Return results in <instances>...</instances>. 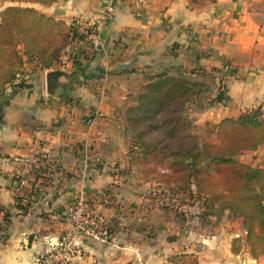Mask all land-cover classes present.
I'll return each mask as SVG.
<instances>
[{
  "label": "crops",
  "instance_id": "obj_1",
  "mask_svg": "<svg viewBox=\"0 0 264 264\" xmlns=\"http://www.w3.org/2000/svg\"><path fill=\"white\" fill-rule=\"evenodd\" d=\"M10 5L32 6L80 28L97 24L99 34L70 41L49 68L21 46L20 73L0 109V264H52L45 257L72 232L67 210L77 201L104 215L112 210V191L123 185L119 167L130 159L128 97L158 76L220 73L224 99L199 115L198 130L258 105L264 117V0H0V12ZM55 66L77 73L49 94L46 74ZM263 150L264 143L239 159L263 165ZM19 178L28 192L37 188L26 211L15 199ZM239 221L223 220L210 232L191 226L181 233L168 222L151 234L82 237L83 255L68 264H164L197 238L201 264H264V254L254 258L247 245L232 251L233 238L245 236Z\"/></svg>",
  "mask_w": 264,
  "mask_h": 264
},
{
  "label": "trees",
  "instance_id": "obj_2",
  "mask_svg": "<svg viewBox=\"0 0 264 264\" xmlns=\"http://www.w3.org/2000/svg\"><path fill=\"white\" fill-rule=\"evenodd\" d=\"M12 1L50 3L53 0ZM190 1L200 3L202 0ZM75 39L91 40L76 21L67 23L32 6L10 5L3 9L0 12V109L10 86L14 84L20 73L23 60L21 46L31 58L37 60L39 66L49 68L58 63L63 49ZM189 80L181 74L158 76L143 85L135 94L129 95L124 112L128 130L130 129L128 110L131 107V98L144 101L143 106H146L145 100L154 96L152 90L163 86L167 88L165 93L180 88L183 95L189 92L192 86L199 84ZM176 97L160 104L158 108H154L155 105L149 107V112L145 113V118L157 116L159 119L152 120L153 125L149 131L157 132L160 139L159 142L141 150L134 156L135 159L142 164H147L151 160L157 162L158 157L163 159L170 155L176 158L171 163L170 174L165 175L164 180L167 184L170 185L171 181H180L183 183L181 187L191 189L189 182L193 178L196 192L204 194L205 207L212 208L220 201L221 211L229 209L234 216L243 218L245 236L239 235L233 238L232 251L239 253L244 245H247L254 258L261 256L264 254V165L254 167L239 160L237 156L247 151L257 150L264 143V119L260 118L262 105L243 112L237 117H224L216 123L215 130L223 136L220 144L207 141L200 143L198 136L190 132V120L183 114L182 109L175 108L167 112L166 106ZM223 99L221 88L216 100ZM145 131L142 129L139 133L142 134ZM167 137L177 139L176 148H173L174 144L163 143L164 138ZM170 147L172 150L168 149ZM44 159L47 160L48 157L44 156L41 161ZM219 167L220 172L225 171L221 182L228 181L229 184L220 191H206L201 186L203 180L199 178V175L204 174L207 178L215 179L211 172L219 171ZM36 190L35 183L30 192L27 190L26 197L29 201L27 204L22 203L21 197L15 196L17 205L22 210L26 211L30 208L32 196ZM9 222V217H6V224L8 225ZM257 224L260 232L255 230ZM114 228V222L110 220L109 232L115 231ZM164 264L200 263L197 254L183 251L171 255Z\"/></svg>",
  "mask_w": 264,
  "mask_h": 264
},
{
  "label": "rangeland",
  "instance_id": "obj_3",
  "mask_svg": "<svg viewBox=\"0 0 264 264\" xmlns=\"http://www.w3.org/2000/svg\"><path fill=\"white\" fill-rule=\"evenodd\" d=\"M199 73V75H194V77H187L190 79L189 81L198 82L199 84L192 86V89L183 95H181L182 89L180 88L165 93L167 88L163 86L152 90L154 96L145 100V103L147 101L146 106H143L144 101L141 102L138 99L131 98V107L128 110L129 130L132 131H129L130 159L125 166L119 167V179L123 182V185L116 186L112 191L111 196L114 201L110 200L109 202H112L113 208L109 213L105 214L109 220H113L114 222L115 231L111 233L110 238L121 230H128L131 233L133 231L140 232L144 230L151 234L154 232V225H166L168 222L171 224L174 223L173 227L176 231L181 233L185 231L189 233L191 226H205L210 232L214 230V227H220L221 221L234 219L240 220L239 222H241V227L245 233L243 218L234 216L229 209L221 211L220 201L212 208L205 207L203 204L204 194L196 192L193 178L189 182V188L191 189L181 187L183 183L180 181H171L170 185L167 184L164 180L166 177L165 175L170 174L172 168L171 163L176 160V158L168 155L163 159L158 157L157 162L151 160L147 164H142L134 157L141 150L159 142L160 139L157 132L149 131L151 125H153L152 120H159L157 116L149 118L144 117L145 113L149 112V107L155 105L154 108H158L160 104L166 103L170 98L172 100L177 95L179 96L166 106L167 112L175 108L182 109L183 114L190 120V132L198 136L200 143L201 141L215 144L221 143L223 136L215 130V124L203 126L202 130H200L201 128L198 130L197 125L199 124L197 123L199 115L202 114L208 106L218 103L216 99L221 89L220 84L217 86V84L220 83V73L216 75L206 71ZM178 75L179 74H177V76ZM181 76H184V74H181ZM260 118L264 119V117H262V111ZM199 127L201 126L199 125ZM142 129L144 131L146 129V131L140 134L139 132ZM176 142L177 139L172 137H167L163 140V143L174 144L173 148H176ZM168 149L172 150V147ZM240 155L237 156L238 159ZM255 158L254 156L253 159ZM160 159H162L161 162ZM263 165L254 167H262ZM143 168H145V170ZM211 174L215 179L207 178L204 174L199 175V178L203 180L201 186L206 191H220L226 184H229L228 181L221 182V177L224 176L225 171L220 172V167L219 171H212ZM255 230L260 232L258 224L255 226ZM175 234L176 233H170L168 236L176 237ZM199 240V238L193 240V244L195 245L191 244L193 245V247L191 246L190 248L191 250L185 249L183 251L197 254L199 263L201 264L199 255L200 250L198 249V245L201 241ZM208 256L209 255L206 254L204 258L210 259V256Z\"/></svg>",
  "mask_w": 264,
  "mask_h": 264
},
{
  "label": "built area",
  "instance_id": "obj_4",
  "mask_svg": "<svg viewBox=\"0 0 264 264\" xmlns=\"http://www.w3.org/2000/svg\"><path fill=\"white\" fill-rule=\"evenodd\" d=\"M111 10L112 7H108V11ZM81 30L87 33L92 40H96L99 34L97 24L81 26ZM16 182L14 194L21 197L23 204H27L29 202L26 197L27 181L19 178ZM67 218L71 223L72 232L61 235L51 244L45 260H51L52 264H68L82 256L84 253L82 237H95L102 240L111 237L108 230L110 220L84 200L77 201L68 208Z\"/></svg>",
  "mask_w": 264,
  "mask_h": 264
},
{
  "label": "water",
  "instance_id": "obj_5",
  "mask_svg": "<svg viewBox=\"0 0 264 264\" xmlns=\"http://www.w3.org/2000/svg\"><path fill=\"white\" fill-rule=\"evenodd\" d=\"M77 71L68 72L64 69L55 66L53 69L49 70L46 74V89L49 94H54L56 89L65 85L66 83L61 80L62 77L67 79L71 78ZM25 81H21L19 85H25Z\"/></svg>",
  "mask_w": 264,
  "mask_h": 264
}]
</instances>
